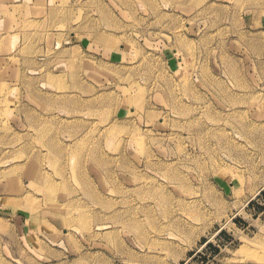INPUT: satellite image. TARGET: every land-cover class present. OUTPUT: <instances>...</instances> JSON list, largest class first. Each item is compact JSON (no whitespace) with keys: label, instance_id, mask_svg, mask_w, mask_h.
Masks as SVG:
<instances>
[{"label":"rangeland","instance_id":"rangeland-1","mask_svg":"<svg viewBox=\"0 0 264 264\" xmlns=\"http://www.w3.org/2000/svg\"><path fill=\"white\" fill-rule=\"evenodd\" d=\"M246 262L264 0H0V264Z\"/></svg>","mask_w":264,"mask_h":264},{"label":"crops","instance_id":"crops-1","mask_svg":"<svg viewBox=\"0 0 264 264\" xmlns=\"http://www.w3.org/2000/svg\"><path fill=\"white\" fill-rule=\"evenodd\" d=\"M108 65H109V64H108ZM110 66H113V65H110ZM245 264H258V263H256V262H255V263H254V262H253V263H251V262H246Z\"/></svg>","mask_w":264,"mask_h":264},{"label":"bare ground","instance_id":"bare-ground-1","mask_svg":"<svg viewBox=\"0 0 264 264\" xmlns=\"http://www.w3.org/2000/svg\"><path fill=\"white\" fill-rule=\"evenodd\" d=\"M51 192V191H50Z\"/></svg>","mask_w":264,"mask_h":264}]
</instances>
